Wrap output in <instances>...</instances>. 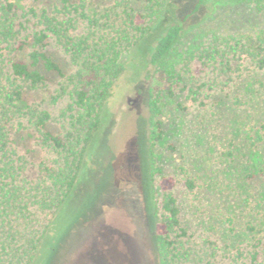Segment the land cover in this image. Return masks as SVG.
I'll use <instances>...</instances> for the list:
<instances>
[{
	"label": "trees",
	"instance_id": "16d2710c",
	"mask_svg": "<svg viewBox=\"0 0 264 264\" xmlns=\"http://www.w3.org/2000/svg\"><path fill=\"white\" fill-rule=\"evenodd\" d=\"M33 1L34 5L0 0V264L43 260L49 248L44 243L62 220L64 203L70 201L100 143L104 109L127 73V56L138 59L147 49L155 70L146 79L164 84L170 96L184 93L201 106L228 85L241 61L264 70L262 27L177 47L186 23L206 0H186L181 8L193 5L179 19L178 9H170L173 0ZM247 1L264 7V0ZM167 13L169 21L154 30L155 22ZM49 45L68 59L69 73L46 53ZM50 74L59 78L51 102L67 100L57 117V134L46 129L51 114L31 99L46 88ZM148 95L152 149L161 138V123L156 120L161 95ZM24 133L49 157L36 166L34 177L29 176L27 154L17 147V137ZM151 157L153 166L152 151ZM185 184L194 190L191 179ZM173 187L170 178H161V202L153 205L157 264H264V231L248 248L236 246L222 255L215 240L198 237L183 225Z\"/></svg>",
	"mask_w": 264,
	"mask_h": 264
},
{
	"label": "rangeland",
	"instance_id": "374dc122",
	"mask_svg": "<svg viewBox=\"0 0 264 264\" xmlns=\"http://www.w3.org/2000/svg\"><path fill=\"white\" fill-rule=\"evenodd\" d=\"M185 1L173 0L170 5L179 11L176 19L191 9L190 3L181 8ZM168 18L170 13L156 21L154 30ZM261 27L262 6L247 0H206L186 23L177 47ZM147 51L138 59L125 58L127 73L104 109L100 143L70 201H65L62 220L45 241L49 248L39 264H157L153 205L161 202L163 177L174 183L183 225L198 237L215 240L222 255L236 246L248 248L264 231V70L241 61L228 85L201 106L184 93L170 96L164 84L146 79L155 70ZM46 53L65 73L71 71L68 59L54 46L49 45ZM58 81L56 75H48L46 88L31 95L51 114L46 129L53 134L59 132L57 117L67 102L50 100ZM149 92L161 95L156 117L161 138L152 149ZM17 139L19 152L27 154L32 166L29 176L34 177L36 166L49 157L25 133ZM187 179L194 182V190L186 188Z\"/></svg>",
	"mask_w": 264,
	"mask_h": 264
}]
</instances>
